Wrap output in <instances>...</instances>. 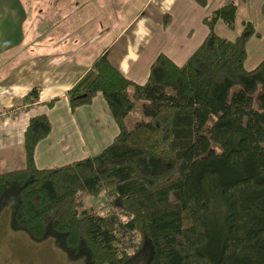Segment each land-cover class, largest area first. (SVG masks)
I'll return each instance as SVG.
<instances>
[{
  "label": "trees",
  "instance_id": "1",
  "mask_svg": "<svg viewBox=\"0 0 264 264\" xmlns=\"http://www.w3.org/2000/svg\"><path fill=\"white\" fill-rule=\"evenodd\" d=\"M237 13L234 0L215 8L188 60L161 53L143 84L108 48L92 63L67 95L72 109L104 96L120 131L99 153L38 167L52 122L32 116L26 166L0 173L11 228L53 238L82 264H264V58L245 65L249 41L263 35L246 19L236 37L220 35L218 22L234 30ZM39 97L35 87L21 104ZM138 100L145 118L129 125Z\"/></svg>",
  "mask_w": 264,
  "mask_h": 264
},
{
  "label": "crops",
  "instance_id": "2",
  "mask_svg": "<svg viewBox=\"0 0 264 264\" xmlns=\"http://www.w3.org/2000/svg\"><path fill=\"white\" fill-rule=\"evenodd\" d=\"M229 1L208 0V4L202 7L194 0H143L140 11L128 20L124 31L118 32L107 47L110 60L126 77L142 84L149 79L151 65L160 53L182 65L209 33L202 23L203 18ZM234 1L238 3L237 21L253 20L263 35L253 37L248 43L245 65L252 69L264 58V16L260 14L264 0ZM21 4V0H0L3 32L9 33V7L15 5L18 8ZM20 9L23 11V6ZM19 11L18 8L15 13V41L11 46L5 41H2L5 45H0V173L26 166L24 134L32 116L46 113L52 122L50 134L37 147L36 164L40 168L65 164L75 160L76 155L79 159L97 154L120 131L101 93L91 104L76 109L70 106L67 91L89 70L92 57L81 53L68 55L65 48L71 46V41L67 38L62 42L64 46L61 40L50 39L43 48L32 46L25 52L21 43L25 42L27 34L19 30V23L25 28V19L18 17ZM166 14L170 15V20L165 30L158 28L161 30L158 31L151 24L150 31L134 39L144 30L143 23L155 18L157 21L154 22L160 26L161 17ZM134 20L138 23L131 30ZM236 29L240 31L237 26ZM9 49H15L17 55L6 57L4 54ZM42 53L46 55L45 62L41 61ZM35 87L39 90L38 101L21 104ZM56 98L55 104L48 106V102Z\"/></svg>",
  "mask_w": 264,
  "mask_h": 264
},
{
  "label": "rangeland",
  "instance_id": "3",
  "mask_svg": "<svg viewBox=\"0 0 264 264\" xmlns=\"http://www.w3.org/2000/svg\"><path fill=\"white\" fill-rule=\"evenodd\" d=\"M21 1L22 4L18 7L20 10L18 17L25 19V28H22L23 24L19 23V30L21 32L24 30L27 34L25 42L21 43L25 47V52H28L32 46L40 45L43 48L50 39L51 41L59 39L61 40V44L63 41L68 40L71 41L69 42L71 46L65 48L69 52L68 55L81 53L83 56H91V65L107 49L114 36L121 30L124 31V26L128 24V20L140 11L141 4L143 3V0ZM194 1L197 3L196 0ZM21 6H23V11L20 9ZM18 8L15 5L14 7H9L11 11L8 22L9 33L3 32V23L0 24V45H5L2 42L5 41L6 45L11 46L13 41H15L14 38L17 34L15 13H18ZM260 14L264 16L262 11ZM166 15H164V18L163 16L161 17L160 26H157L158 23L154 22L157 21L155 18L154 21L152 19V22L143 23L142 28L144 30L140 34L136 33L137 35L134 39L144 35L145 31H150L151 24L158 31H161L158 28L165 30L169 23H166ZM136 23L138 21L134 20L131 24L133 25L131 30L134 27L136 28ZM202 23L204 24L203 20ZM237 27L239 30L242 29L240 19L237 21ZM217 31L220 35L231 39L236 37L240 32L237 29L228 28L223 20H220L217 24ZM99 32L101 36L98 37ZM62 46L64 45L62 44ZM15 51V49H9L8 53L4 55L6 57H14V55H17ZM27 56L31 55L28 54ZM41 57V61L45 62L47 60L44 53H42ZM143 118L145 116L142 112V101L138 100L134 110L128 115L127 122L129 125H132L135 121ZM77 156L76 159H78ZM87 201L97 207L101 205L100 199L95 200V198L89 197ZM0 264H82V261L70 260L66 253L56 246L53 238L36 242L26 232L12 229L10 226V209L5 208L0 213Z\"/></svg>",
  "mask_w": 264,
  "mask_h": 264
}]
</instances>
